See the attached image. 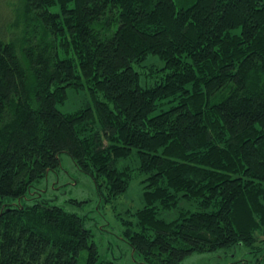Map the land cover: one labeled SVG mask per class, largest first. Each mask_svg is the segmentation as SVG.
<instances>
[{
    "label": "trees",
    "instance_id": "trees-1",
    "mask_svg": "<svg viewBox=\"0 0 264 264\" xmlns=\"http://www.w3.org/2000/svg\"><path fill=\"white\" fill-rule=\"evenodd\" d=\"M10 5L0 6V264H78L84 250L85 264H120L101 258L82 215L35 189L66 152L102 198H117L133 171L117 162L133 150L148 173L145 204L124 221L134 264L239 247L251 256L232 264H264V0ZM150 54L165 72L143 87L134 64ZM69 86L88 87L93 104L61 112ZM182 198L195 209L160 217Z\"/></svg>",
    "mask_w": 264,
    "mask_h": 264
},
{
    "label": "rangeland",
    "instance_id": "rangeland-1",
    "mask_svg": "<svg viewBox=\"0 0 264 264\" xmlns=\"http://www.w3.org/2000/svg\"><path fill=\"white\" fill-rule=\"evenodd\" d=\"M17 0H0L2 12L5 14L12 8L10 3ZM165 61L157 54H150L140 63H135V69L140 73V84L143 87L151 86L160 81L164 75L163 67ZM67 99L57 104V108L63 113H74L87 104H93L91 92L88 87L69 86ZM100 98H105L100 94ZM174 103V102H172ZM172 103L168 102L155 111L167 109ZM101 128L99 123L95 129ZM61 167L58 171H51L41 182L36 183L35 189L39 196L50 200V203L63 207L68 212H74L85 218V225L93 230V239L98 245L101 258L113 259L120 264H134L130 245L123 237L126 228L125 220H134L133 215L145 204L143 197L144 181L148 173L138 169L140 159L136 150L117 162L119 168L130 166L132 178L126 192L119 197L106 201L100 195L94 179L82 172L74 163L68 153H62ZM106 191V190H105ZM43 194V195H42ZM196 203L192 200L182 198L178 205L161 210L160 217L172 220L179 217L180 212L185 209H195ZM249 249L239 247L237 250H217L195 252L176 264H232L242 258L248 259L251 255ZM88 251L84 250L79 257L78 264H85Z\"/></svg>",
    "mask_w": 264,
    "mask_h": 264
}]
</instances>
